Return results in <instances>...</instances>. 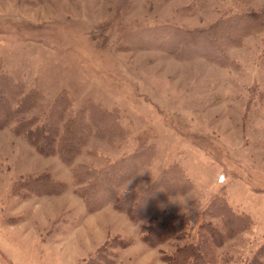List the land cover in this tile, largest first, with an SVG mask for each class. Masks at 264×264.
I'll list each match as a JSON object with an SVG mask.
<instances>
[{"label":"rangeland","instance_id":"obj_1","mask_svg":"<svg viewBox=\"0 0 264 264\" xmlns=\"http://www.w3.org/2000/svg\"><path fill=\"white\" fill-rule=\"evenodd\" d=\"M257 10H264V0H0L7 104L13 110L25 95L34 97L14 118L41 124L56 104L61 134L79 109L114 112L121 131L100 138L92 128L72 166L100 167L145 144L153 156L135 171L144 174L129 189L176 165L190 182L182 193L195 196L187 202L194 205L188 237L149 248L139 240L138 225L110 206L87 215L57 156L37 154L9 127L0 129V264H88L117 237L127 246L109 247L104 264H165L163 254L196 241L203 220L223 230L219 216L202 218L218 197L246 222L208 261L245 264L264 243V27L226 48L230 66L143 49L133 38L147 28H203ZM41 174L67 189L53 196L16 194V182ZM169 195L157 200L148 219L188 215L168 203Z\"/></svg>","mask_w":264,"mask_h":264},{"label":"trees","instance_id":"obj_2","mask_svg":"<svg viewBox=\"0 0 264 264\" xmlns=\"http://www.w3.org/2000/svg\"><path fill=\"white\" fill-rule=\"evenodd\" d=\"M264 27V10L245 11L221 18L211 25L203 28L180 29L175 27H153L140 30L135 33L133 42L143 49H159L174 56L192 57L198 55L211 60L221 66H230L232 61L225 53L227 47L240 46L243 39ZM0 76V129L9 127L14 134L23 137L44 157L57 156L60 162L69 168L72 193L83 204L84 211L92 214L110 206L114 211L127 216L128 220L138 225L139 240L149 248H155L159 244L169 240L186 236L193 221V216L166 214L161 218L148 219L152 207L156 205L162 196L174 193H182L189 189V179L179 168L170 166L157 174L147 185L148 188H140L139 191L128 189L122 196L121 186L143 164L150 162L153 156V148L140 144L137 149L110 161L103 166L78 164L73 165L75 157L82 146L87 142L88 135L94 128L96 137H113L120 132L117 127L114 112H105L99 107L90 106L88 113L85 109H79L76 115L70 119L59 133L58 121L62 117V109L56 104L52 106L47 118L38 124L36 118L16 119L14 116L21 114L27 105L26 100H33V94L25 95L13 110L6 101L7 90L11 87L10 79H1ZM58 103V102H56ZM61 108V105L58 104ZM88 115L87 121L85 114ZM12 120L13 125H10ZM116 127V128H115ZM16 194L22 197L30 195H60L67 189V184L54 179L52 176L41 174L27 177L14 184ZM23 190V192L19 191ZM205 213L219 216L223 230H218L209 220H203L197 233L195 242L177 245L169 253L163 254L160 259L165 264H210L208 254L214 247L221 246L226 238L238 233L240 227L245 225L244 215L231 211V207L223 198H214L207 205ZM112 238L105 242L95 252V256L88 264H104L106 250L110 247H125L126 242ZM245 264H264V243L258 247ZM112 264V262L110 261ZM225 262L222 264H228Z\"/></svg>","mask_w":264,"mask_h":264},{"label":"clouds","instance_id":"obj_3","mask_svg":"<svg viewBox=\"0 0 264 264\" xmlns=\"http://www.w3.org/2000/svg\"><path fill=\"white\" fill-rule=\"evenodd\" d=\"M143 174L144 173H138L129 177L122 186L121 195L123 196L128 191L129 186L132 184V181L136 176ZM148 186L149 185L138 186L136 191H139L141 187L146 189ZM189 200L195 202V196L189 193H174L168 196V203L177 205L184 214H190L191 209L194 207V205H188L187 202Z\"/></svg>","mask_w":264,"mask_h":264}]
</instances>
